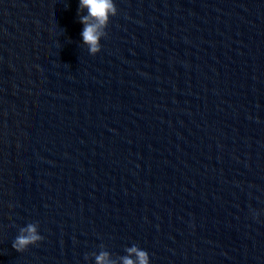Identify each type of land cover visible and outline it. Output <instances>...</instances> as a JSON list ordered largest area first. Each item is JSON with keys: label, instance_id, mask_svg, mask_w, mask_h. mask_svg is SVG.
<instances>
[{"label": "clouds", "instance_id": "clouds-1", "mask_svg": "<svg viewBox=\"0 0 264 264\" xmlns=\"http://www.w3.org/2000/svg\"><path fill=\"white\" fill-rule=\"evenodd\" d=\"M78 15L83 26L82 41L88 46L90 54L95 55L101 50V38L107 36L106 28L110 17L117 15V7L113 0H79ZM43 239L44 237L38 231V222H27L19 227L11 243L17 252H23L29 245L38 244ZM125 252L126 255L119 256L121 264H150L148 252L137 245L127 247ZM92 255L95 258V264H116L110 259L107 251ZM133 256L135 259L132 258ZM87 258L86 255L85 259Z\"/></svg>", "mask_w": 264, "mask_h": 264}]
</instances>
